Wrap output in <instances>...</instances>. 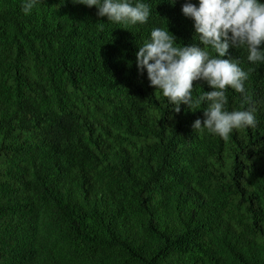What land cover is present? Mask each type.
I'll list each match as a JSON object with an SVG mask.
<instances>
[{
	"label": "trees",
	"instance_id": "1",
	"mask_svg": "<svg viewBox=\"0 0 264 264\" xmlns=\"http://www.w3.org/2000/svg\"><path fill=\"white\" fill-rule=\"evenodd\" d=\"M178 1L127 29L0 0V264H264V124L195 130L207 105L176 113L136 64L153 27L200 45Z\"/></svg>",
	"mask_w": 264,
	"mask_h": 264
},
{
	"label": "clouds",
	"instance_id": "2",
	"mask_svg": "<svg viewBox=\"0 0 264 264\" xmlns=\"http://www.w3.org/2000/svg\"><path fill=\"white\" fill-rule=\"evenodd\" d=\"M42 0H22L30 14ZM97 8L108 21L144 25L152 15L146 0H73ZM175 3V0H172ZM200 45H184L167 27H153L139 45L136 64L147 72L150 85L160 90L176 113L207 106L203 120L192 127L227 140L230 134L254 133L264 124V92L254 82L248 63H264V0H179ZM247 54V60L245 61ZM194 81L211 88L194 95ZM254 139V138H253Z\"/></svg>",
	"mask_w": 264,
	"mask_h": 264
}]
</instances>
